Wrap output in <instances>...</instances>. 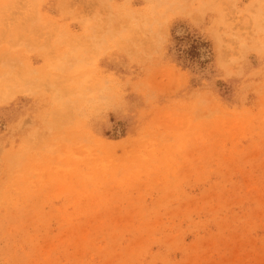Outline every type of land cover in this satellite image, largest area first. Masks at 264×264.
I'll return each instance as SVG.
<instances>
[{
  "label": "rangeland",
  "instance_id": "1",
  "mask_svg": "<svg viewBox=\"0 0 264 264\" xmlns=\"http://www.w3.org/2000/svg\"><path fill=\"white\" fill-rule=\"evenodd\" d=\"M0 264H264V0H0Z\"/></svg>",
  "mask_w": 264,
  "mask_h": 264
}]
</instances>
